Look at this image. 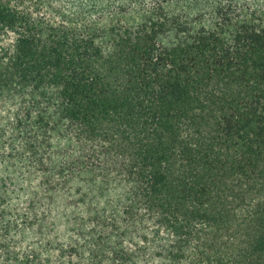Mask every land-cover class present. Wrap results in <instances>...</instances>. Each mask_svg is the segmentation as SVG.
<instances>
[{
    "label": "trees",
    "instance_id": "obj_1",
    "mask_svg": "<svg viewBox=\"0 0 264 264\" xmlns=\"http://www.w3.org/2000/svg\"><path fill=\"white\" fill-rule=\"evenodd\" d=\"M0 264H264V0H0Z\"/></svg>",
    "mask_w": 264,
    "mask_h": 264
}]
</instances>
